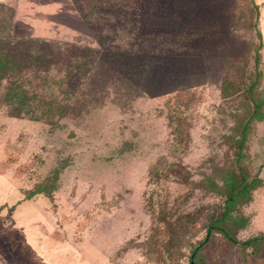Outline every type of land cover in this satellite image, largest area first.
<instances>
[{"label": "rangeland", "instance_id": "374dc122", "mask_svg": "<svg viewBox=\"0 0 264 264\" xmlns=\"http://www.w3.org/2000/svg\"><path fill=\"white\" fill-rule=\"evenodd\" d=\"M76 1L0 0L1 36L12 17L14 38L83 48L47 44L41 66L56 80L72 56L84 63L81 77L71 67L75 94L54 123L0 109V264H190L224 210L210 183L228 173L260 182L231 212L234 237L264 235V120L252 119L239 150L260 69L252 1L143 0L137 51L184 36V52L156 56L114 52L118 31L89 27ZM225 79L240 93L225 95ZM251 252L213 232L200 255L264 264V246Z\"/></svg>", "mask_w": 264, "mask_h": 264}, {"label": "trees", "instance_id": "16d2710c", "mask_svg": "<svg viewBox=\"0 0 264 264\" xmlns=\"http://www.w3.org/2000/svg\"><path fill=\"white\" fill-rule=\"evenodd\" d=\"M143 0H77L76 6L85 23L91 27L114 28L118 32L116 37L117 53H147L149 55H165L167 52L181 53L186 49L181 46L180 41L183 34L178 37L177 42H166L160 47L153 49L152 43L144 40L140 42L141 51H137L138 47L135 43L140 33V22L138 21L143 7ZM10 9V8H9ZM11 10V9H10ZM12 13V11H11ZM13 15V13H12ZM113 23V26L110 25ZM1 24V20H0ZM110 26V27H109ZM118 27V28H117ZM12 17L7 20L4 27V34L0 35V109H4L7 115L15 118H28L32 121H49L54 123L64 117L67 101L75 89H71L69 85L72 82L71 67H76L78 76H83L81 66L84 63L76 61L79 57L72 56L64 64L68 70L63 76L56 80V76L50 75L49 71L43 70L41 60L52 57V44L55 48H63L60 52H68L71 50L81 51L80 46L70 45L62 42H48L40 38H14L11 34ZM115 30V31H116ZM137 30V32H135ZM106 32V31H105ZM114 32V31H113ZM120 35V36H119ZM119 36V38H118ZM115 37V38H116ZM258 37V34H257ZM116 40H112L110 45H115ZM260 46L258 45V48ZM112 49V48H111ZM76 55L75 53H73ZM82 57V55H80ZM258 65L259 59H255ZM227 67H231L230 60L226 62ZM58 77V76H57ZM263 74L261 68L255 72L254 79L250 80L247 87L252 112L247 122L244 124L241 134L239 150L242 151L246 133L244 130L248 127L253 118L257 117L258 121L264 120V90L262 88ZM36 83H39L38 85ZM51 87L50 96L44 95L43 90L39 88ZM55 87H58L56 89ZM239 86L231 84L230 80H224L222 92L231 96V92L240 93ZM58 91L59 94H55ZM59 98V99H57ZM263 109V110H262ZM57 118V119H56ZM225 178H221L222 184L219 186L216 182H211L212 191L223 193L225 195L223 201V212L219 218H212L208 224V231L205 238L197 245L191 248L189 255L190 264H204L200 255L203 247L208 243L213 232L221 234L223 238L230 244L238 245L242 248L252 250V254L256 256L262 246H264V235L255 236L246 241H238L231 231V212L238 205H245L250 200L251 191L259 185L258 179H252L246 182V177L239 174L238 177L226 174ZM41 193L40 190L35 194ZM236 220V223H239Z\"/></svg>", "mask_w": 264, "mask_h": 264}, {"label": "crops", "instance_id": "0c3cea01", "mask_svg": "<svg viewBox=\"0 0 264 264\" xmlns=\"http://www.w3.org/2000/svg\"><path fill=\"white\" fill-rule=\"evenodd\" d=\"M255 10V25L258 34L260 68L263 74L262 88L264 89V0H251Z\"/></svg>", "mask_w": 264, "mask_h": 264}]
</instances>
